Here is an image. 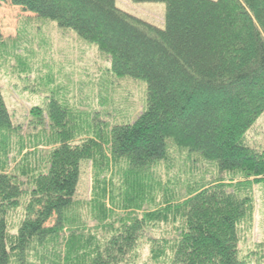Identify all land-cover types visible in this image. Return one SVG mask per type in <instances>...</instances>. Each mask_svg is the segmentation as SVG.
Segmentation results:
<instances>
[{
  "label": "trees",
  "instance_id": "obj_1",
  "mask_svg": "<svg viewBox=\"0 0 264 264\" xmlns=\"http://www.w3.org/2000/svg\"><path fill=\"white\" fill-rule=\"evenodd\" d=\"M6 1L95 46L107 74L143 81L146 99L107 126L51 98L48 130L18 141L0 90V264H129L146 232H162L149 239L156 264H245L239 226L264 185V150L245 142L264 113V0H130L163 3L162 29L115 0ZM15 150L28 152L11 168ZM39 155L35 175L24 171ZM84 161L87 203L75 197ZM110 167L124 196L100 178ZM151 180L163 188L148 197Z\"/></svg>",
  "mask_w": 264,
  "mask_h": 264
},
{
  "label": "rangeland",
  "instance_id": "obj_2",
  "mask_svg": "<svg viewBox=\"0 0 264 264\" xmlns=\"http://www.w3.org/2000/svg\"><path fill=\"white\" fill-rule=\"evenodd\" d=\"M115 5L118 9L157 28L164 27L163 3L115 0ZM103 57L95 46L81 40L71 30L59 29L55 22L49 20L35 19L18 7L10 6L6 0H0V90L13 126L21 135L18 141L25 138L33 140L34 132L49 127L45 107L51 98L68 101L75 109L85 111L83 113L94 111L98 119L107 126L135 119L146 99V84L128 77H111L106 72L109 63ZM87 120L88 118L80 116L75 124H80V128L85 131L89 124ZM86 137L81 134L74 141L78 143ZM245 142L257 150H264V113L246 133ZM104 150H107V146ZM17 151H13L11 155L16 157L11 163V168L20 164V159L28 152L23 150L20 155ZM30 161L31 163L23 169L34 174L39 166L40 155ZM92 167L91 161L81 164L75 197L84 203L91 199ZM191 167L193 171L205 173V176L211 172L199 164H193ZM100 178L107 183L114 179V194L124 196V186L118 182V175L112 167L104 171ZM24 179L26 178L22 175L18 178ZM144 185L146 184H143V188ZM145 187V194L150 197L151 194L155 195V191L162 190L163 184L151 180ZM26 201L27 197L25 203ZM106 203L109 206V202ZM85 206L86 204H83V208ZM20 213L22 216V210ZM158 233L162 232L143 233L144 236L136 249L137 257L130 260L129 264H156L150 255L149 239L153 236L160 237ZM238 244L239 256L245 264H264L262 184L254 185L252 189L249 214L239 226Z\"/></svg>",
  "mask_w": 264,
  "mask_h": 264
},
{
  "label": "bare ground",
  "instance_id": "obj_3",
  "mask_svg": "<svg viewBox=\"0 0 264 264\" xmlns=\"http://www.w3.org/2000/svg\"><path fill=\"white\" fill-rule=\"evenodd\" d=\"M100 131H102V130H100ZM107 133V132H106ZM106 142V141H105ZM55 151V150H54ZM41 245V244H40Z\"/></svg>",
  "mask_w": 264,
  "mask_h": 264
}]
</instances>
